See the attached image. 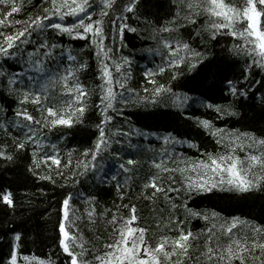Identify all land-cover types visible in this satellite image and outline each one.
I'll use <instances>...</instances> for the list:
<instances>
[{
	"label": "snow or ice",
	"instance_id": "obj_1",
	"mask_svg": "<svg viewBox=\"0 0 264 264\" xmlns=\"http://www.w3.org/2000/svg\"><path fill=\"white\" fill-rule=\"evenodd\" d=\"M22 3L23 0L21 3H17V0H0V26H18L14 31H0V59L5 63L13 60L21 66L19 71H9L0 65V80L6 81L10 90L20 93L21 105L29 100L37 105L40 118L29 113L26 108H21L14 114L16 119L0 123V129L6 132L9 129L21 131L20 136L13 137L18 152L33 145L28 170L34 175L37 174L35 170L42 164L51 161L48 167L51 169L55 165V174L66 181L71 179L74 183H79V177L89 175L102 183H106L108 179L116 180L118 173L110 177L106 172L104 175H97L104 172L103 164L98 163L103 161L104 153H108L118 162V169L123 173L130 172L129 166L136 161L131 158L125 160L122 153L131 133L120 128L111 129L114 117L110 110L116 113L117 105H127L129 102L156 104L164 94H171L173 104L181 108L191 99L187 94H177L167 84L159 83L155 79L156 72L152 70L145 72V82L152 86L151 91L144 87V95H140L129 86L132 80L129 57L114 58L113 48L105 44L110 36L114 43L115 37H122L125 31L137 32V28L131 27L125 21L128 19L127 13L139 18V0H127L126 3L121 0L122 6L117 5L116 0H100L96 5H93L92 0H44L47 6H42L38 14L25 21H13L10 17L22 10ZM171 3L175 11L162 25L153 27L155 35L152 39L157 40V44L155 48L148 49L162 58L161 63L156 66L159 73L170 71L171 79L176 80L184 75L181 65L191 71L198 64H202L206 56L203 51L191 46L189 41L193 36L201 43L206 38L219 43L221 37H230L232 43L225 45L223 50L251 60L250 63L247 60L245 62V71L248 73L244 75L245 83L249 87L254 83L264 87V80L255 81L249 78L253 68L264 72V21L261 19L264 17V0H171ZM67 17L75 19L66 22ZM189 25L193 27L194 33H190L189 39L185 40L180 33ZM51 33L90 41L95 48L99 66L101 83L97 86L100 93L97 105L100 117L96 125L98 135L93 148L85 149L82 153L84 159L78 160L75 165L71 154L62 163L55 144L51 146V153L38 155V150L43 147L40 130H50L57 126L70 128L76 123H83L87 97L91 95L79 79V73L88 65L77 64L76 57L69 53L67 59L72 63L61 67L59 61L64 56L58 54L56 49H62L63 45L55 40L50 42ZM163 33L168 35H161ZM28 45H32L31 49ZM227 84L233 97L248 94L245 88L238 87L232 80H228ZM208 86L211 87L212 84L209 83ZM57 89L67 97L60 105L53 104L48 99L49 93ZM206 107L214 108L221 116L236 115L231 105L222 107L208 103ZM198 123L217 137L216 143L224 150L205 152L204 158L195 161L180 159L165 150L160 154L159 160L152 159L151 164L156 171L143 185L144 189L150 187L153 190L152 199L158 193H163L170 203V213L164 227L168 232L174 231L176 234L161 235L153 245L147 235L149 228L141 227L137 223L140 218L136 214L135 206L123 205L130 209L128 216H121L119 208L111 213L110 218L107 209L100 213L111 228V236L103 241L102 250L93 252L95 245L85 241L79 233L76 221L81 217L72 208L74 194L70 192L61 201L58 221V247L65 254L67 264H264V225H252L250 234L240 233L237 225H247L248 222L233 218L230 224L219 226L220 235H217V225L211 222L217 213L213 212L210 217L189 209L187 204L176 202L187 198L191 193H212L214 190L233 193L264 191V138H257L254 133H237L215 128L208 119L199 120ZM169 139L170 137H165V143ZM114 144L120 145V148L114 149ZM128 146L135 147L130 142ZM239 152H245V155L241 156ZM0 159L13 161L15 157L0 148ZM61 167L67 170V175L60 171ZM39 178L55 182L51 174ZM117 188H120L119 183ZM171 193L175 196L170 195ZM0 200L9 207L15 206L11 191L0 192ZM95 200V197H88L91 208L87 211V219L90 223L96 220ZM180 208L186 213L184 219L177 215ZM187 217H201L209 222V226L194 234L185 227ZM157 226H160L159 222ZM73 228L77 230L71 231ZM201 237L203 250L197 249L199 254L194 256L191 250ZM20 240L21 234L15 232L6 258L0 257V264H30V260H35L38 264H56L51 255L47 260L23 255L19 250Z\"/></svg>",
	"mask_w": 264,
	"mask_h": 264
},
{
	"label": "trees",
	"instance_id": "obj_2",
	"mask_svg": "<svg viewBox=\"0 0 264 264\" xmlns=\"http://www.w3.org/2000/svg\"><path fill=\"white\" fill-rule=\"evenodd\" d=\"M99 2L100 0H92L93 5ZM116 2L117 5L122 6L121 0H116ZM124 2L126 3L127 0ZM17 3H21V0H17ZM42 6H47L44 0H23L22 10L12 14L10 19L25 21L30 16L38 14ZM174 11L171 0H139L137 8L139 18L137 15L127 13L128 19L125 21L131 27L137 28V32L125 31L122 37L119 35L115 37L114 43L111 36L105 40V44L113 48L114 58L129 57L132 72L129 86L136 89L140 95H144V87H148L151 91L152 86L145 82V72L152 70L156 72L155 79L159 83L167 84L177 94H187L191 97L182 108L173 104L171 94H164L156 104L129 102L127 105H117L116 113L110 110V114L114 117L111 129L120 128L124 132L131 133L127 137L122 153L125 160L131 158L136 161L134 165L129 166L130 172L123 173L119 170L118 162L115 160L111 175L118 173L116 180L109 179L108 182L102 183L96 177L89 175L79 177L80 182L74 183L71 179L66 181L61 176H57L56 166L52 165L50 169L48 164L51 161H49L48 164H42L39 169H36L37 174L34 175L28 170L32 160L33 145H28L26 149L18 152L13 137L20 136L21 131L9 129L6 132L0 129V148L15 157L13 161L0 159V192L11 191L15 205L9 207L0 200V257L6 258L12 237L15 232H19L21 234L19 250L23 255L45 260L51 255L56 264H67L65 254L58 247V221L61 201L70 192L74 194L71 201L72 208L75 214L81 217L76 221L79 233L85 241H90L92 245H95L92 248L93 252L102 250L103 241L111 236V228L105 222L106 218L100 213L107 209L108 218H110L111 213L119 208L121 216H128L130 209L124 208L123 205L135 206L136 214L140 218L137 223L141 227L149 228L147 235L154 245L161 235L171 236L176 233L168 232L164 227L171 206L163 193H158L155 199H152L153 190L150 187L147 189L143 187L149 176L156 171L151 164L153 158L159 160L160 154L166 150L180 159L195 161L204 158L205 152L223 151L222 146L216 143L217 137L211 135L210 130L204 129L198 123L202 119L210 120L215 128L237 133H254L257 138H264V87L259 83H254L249 87L245 83L244 75H248L245 71V62L247 60L250 63L251 60L223 50L225 45L232 43L230 37H221L219 43L206 38L201 43L193 36V39L189 41L191 46L198 51H203L206 56L202 64H198L191 71L185 65H181L184 75L176 80L171 79L170 71L163 74L158 72L156 66L161 63L162 58L148 51L150 48H155L157 44V40L152 39L155 35L152 29L170 19ZM74 19L67 17L66 22ZM261 19L264 21V17ZM200 22L202 23L203 20L201 19ZM15 27L18 26L10 28L0 26V31H14ZM190 33H194V29L189 25L186 29H182L180 34L188 40ZM161 35L167 36L168 34ZM49 39L50 42L55 40L63 45L62 49L60 47L56 49L58 54H64V59L59 61L61 67L72 63L67 59L69 53L76 57L77 64L86 63L88 65L83 72L79 73V79L91 95L87 97L83 123H76L70 128L57 126L50 130L47 128L40 130L43 147L38 150V155L51 153L53 151L51 146L55 144L62 163H65L71 154L73 165H75L78 160L84 159L82 153L85 149L93 148L98 135L96 125L100 117L97 107L100 93L97 86L101 83L98 61L95 48L88 40L83 39L81 42L82 39L71 38L67 35L56 36L55 33H51ZM121 39H123V44H121ZM27 47L31 49L32 45ZM0 65L9 71L21 70V66L13 60L5 63L3 59H0ZM249 78L262 81L264 72L253 68ZM228 80L235 82L238 87L245 88L248 94L233 97L228 90ZM209 83L212 84L211 87L208 86ZM19 97L18 91L10 90L6 81L0 80V123L14 121L15 112L21 108H26L29 113L40 118L38 106L30 100L21 105ZM48 99L51 103L60 105L67 97L57 89L49 93ZM208 103L222 107L231 105L236 115L221 116L214 108H207ZM165 137H170L168 143H165ZM176 141H182V143H176ZM128 142L135 147H129ZM193 144L196 146L193 147ZM113 148L119 149L120 145L114 144ZM238 154L243 156L245 152ZM103 155V161L112 158L108 153ZM60 171L67 175V170L63 167ZM49 174L53 176L55 182L39 178ZM103 174L101 172L97 175ZM176 175L179 177V173ZM117 183L120 184V188H117ZM170 195L175 196L174 193ZM88 197L96 198L97 211L94 223H90L87 219V211L91 208ZM176 202L187 204L189 209L210 217L213 212L217 213V216L211 220L217 225V235H220L219 226L230 224L233 218L248 222L247 225H237L240 233L250 234L252 225H264V191L233 193L226 190H214L212 193H191L187 198ZM177 215L181 219L186 217L183 208L178 210ZM157 222H159V227ZM208 226L209 222L201 217H187L185 225L194 234L200 233ZM70 230L75 232L77 229ZM197 249L203 250V237L191 250L194 256L199 254ZM53 253L55 255H52ZM30 264H38V262L30 260Z\"/></svg>",
	"mask_w": 264,
	"mask_h": 264
},
{
	"label": "bare ground",
	"instance_id": "obj_3",
	"mask_svg": "<svg viewBox=\"0 0 264 264\" xmlns=\"http://www.w3.org/2000/svg\"><path fill=\"white\" fill-rule=\"evenodd\" d=\"M81 40V39H80ZM83 41V39L81 40V42ZM64 55L63 53H59ZM115 160L113 158L107 159L106 161H100V163H104L103 164V168H104V172L103 173H107L108 176L111 175L112 171H113V164H114ZM104 175V174H103ZM109 180V179H108ZM107 180V182H108Z\"/></svg>",
	"mask_w": 264,
	"mask_h": 264
}]
</instances>
